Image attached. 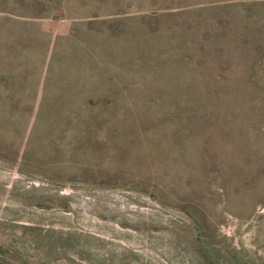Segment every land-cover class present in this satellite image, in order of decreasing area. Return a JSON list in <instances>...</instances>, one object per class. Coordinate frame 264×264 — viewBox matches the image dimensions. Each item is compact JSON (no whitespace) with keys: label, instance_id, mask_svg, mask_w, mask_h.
<instances>
[{"label":"rangeland","instance_id":"rangeland-1","mask_svg":"<svg viewBox=\"0 0 264 264\" xmlns=\"http://www.w3.org/2000/svg\"><path fill=\"white\" fill-rule=\"evenodd\" d=\"M0 264H264V0H0Z\"/></svg>","mask_w":264,"mask_h":264}]
</instances>
